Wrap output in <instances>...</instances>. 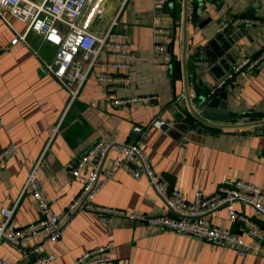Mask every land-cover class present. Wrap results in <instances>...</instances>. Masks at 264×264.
<instances>
[{
	"label": "crops",
	"instance_id": "0c3cea01",
	"mask_svg": "<svg viewBox=\"0 0 264 264\" xmlns=\"http://www.w3.org/2000/svg\"><path fill=\"white\" fill-rule=\"evenodd\" d=\"M185 7V0H172L160 10L152 8L151 0H105L103 13L91 23L99 34L115 19L113 29L126 33L127 49L136 55L129 61L130 81L115 85L110 95H157L155 101L128 105H112L105 99L106 89L96 80L97 74L121 71L99 64L69 103L67 92L40 67V59L50 61L53 48L32 32L27 35L28 45H11L13 31L0 17V149L15 146L0 167V208L15 204L12 223L24 225L38 218L32 196L21 195L26 175L37 161L43 192L52 210L59 213L80 187L70 175L73 162L99 138L137 142L169 186L188 199L195 190L210 194L221 182L234 179L264 192V132L258 131L264 126V60L244 75L235 74L213 95H223L213 108L227 114V120L197 118L188 105L191 101L200 116L197 105L214 83L242 57L262 48L264 0H195L190 17ZM235 16L255 18L259 23L231 26ZM208 17L214 25L204 22ZM8 19L23 31L24 23ZM161 25L170 29L167 36L153 33ZM157 40L167 43L169 63L154 58ZM245 114L253 120L243 122ZM53 125L57 126L54 131ZM95 202L147 216L169 214L145 177L134 178L123 169L101 187ZM233 205L264 230V216L249 205ZM207 217L217 226L239 230L223 207ZM36 245L42 246L39 253L31 251ZM100 245L109 246L111 261L99 264H264L261 254L239 257L231 247L123 215L103 219L84 210L70 217L55 243L35 238L30 252L22 256L15 246L2 242L0 256L10 264H23L53 254V259L38 264H76L80 254Z\"/></svg>",
	"mask_w": 264,
	"mask_h": 264
},
{
	"label": "built area",
	"instance_id": "2783aa9c",
	"mask_svg": "<svg viewBox=\"0 0 264 264\" xmlns=\"http://www.w3.org/2000/svg\"><path fill=\"white\" fill-rule=\"evenodd\" d=\"M126 1L121 0L122 3ZM171 1L151 0V6L160 10ZM104 2L105 0H0V17L13 31L11 45L18 42L28 45L27 35L32 32L39 37L41 43L53 48L51 60L40 59V64L67 92L69 103L78 96L89 72L98 64L121 71L114 74L99 73L96 76V80L105 87V99L110 104L128 105L155 101L157 95L154 93L125 97L110 95L115 85L130 81L129 61L136 55L127 49L126 33L113 29L115 19L103 33L97 34L91 29V23L103 13ZM194 2L195 0H185L188 17L193 12ZM8 16L24 23L23 31L12 26ZM229 23L231 26H245L257 24L259 20L235 16ZM153 33L156 36H167L170 29L164 25L156 26ZM118 38L123 40L119 41ZM153 55L160 62L171 61L167 43L163 40L156 41ZM101 57L103 58L100 59ZM263 60L264 45L255 55L242 57L225 77L214 83L208 96H213L235 74L244 75L254 70ZM179 103H182L181 99ZM242 119L243 122L253 120L250 114L243 115ZM2 126L0 116V128ZM56 128V125L51 127L53 131ZM262 147L264 150V143ZM14 151L13 144L0 149V167ZM113 153L120 156H114ZM38 166L39 161L28 171L21 188V195L27 192L34 199L38 218L31 223L17 225L11 221L15 204L11 208H0V244L7 242L15 246L22 256L30 252V243L35 238L45 237V240L55 243L61 235L63 225L79 210L96 212L103 219L111 214L123 215L161 230L181 233L217 246L231 247L239 257L249 253L264 255V230L254 218L233 205L235 202L249 205L256 213L264 216V192L250 182L241 179L224 181L212 193L204 194L195 190L192 198L188 199L181 191L169 186L137 142L99 138L73 162L70 175L79 183V190L61 212L55 213L43 192ZM118 169L126 170L134 178L145 177L169 214L147 216L97 204L95 198L98 192ZM219 207L224 208L232 223L238 224L239 230L217 226L210 221L207 215ZM31 251L39 253L42 246L36 245ZM53 258V254L40 255L34 261L23 264H38ZM110 261L109 246L100 245L80 254L75 263L99 264ZM0 264L10 263L0 256Z\"/></svg>",
	"mask_w": 264,
	"mask_h": 264
},
{
	"label": "water",
	"instance_id": "95a60500",
	"mask_svg": "<svg viewBox=\"0 0 264 264\" xmlns=\"http://www.w3.org/2000/svg\"><path fill=\"white\" fill-rule=\"evenodd\" d=\"M186 6V4H185ZM186 10V7H185ZM204 22L210 23L211 25H214V22L211 18H206L204 20ZM216 25V24H215ZM225 31H227L228 27L224 28ZM224 31V32H225ZM218 96H223L222 94H218L217 96H207L206 98L202 99L201 102L197 105V109L200 111V116L199 114L196 112V110L192 107V103L191 101H189V107H190V111L192 112L193 115H195L197 118H213L216 120H227V114L222 115L221 112H216L214 110V106L216 105V102L218 101L219 97ZM190 100V99H189ZM258 131L260 132H264V126L260 127L258 129Z\"/></svg>",
	"mask_w": 264,
	"mask_h": 264
},
{
	"label": "rangeland",
	"instance_id": "374dc122",
	"mask_svg": "<svg viewBox=\"0 0 264 264\" xmlns=\"http://www.w3.org/2000/svg\"><path fill=\"white\" fill-rule=\"evenodd\" d=\"M51 60V59H50ZM40 67L42 68V65L40 64Z\"/></svg>",
	"mask_w": 264,
	"mask_h": 264
}]
</instances>
